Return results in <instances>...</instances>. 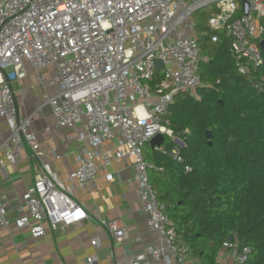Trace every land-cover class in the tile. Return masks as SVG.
<instances>
[{"label": "built area", "instance_id": "1", "mask_svg": "<svg viewBox=\"0 0 264 264\" xmlns=\"http://www.w3.org/2000/svg\"><path fill=\"white\" fill-rule=\"evenodd\" d=\"M204 8L216 9L206 25L229 39L238 73L262 90L264 81L255 83L254 77L263 60L259 44L264 42V0H0V120L7 126L6 136H0V151L12 145L4 150L8 163H14L24 145L33 157L41 155L29 119L18 117L12 84L25 78L26 67L37 74L52 67L56 90L44 103L53 125L72 129L86 123L84 132L73 135L84 148L69 180L80 187L92 184L98 171L95 159L103 168L130 161L153 244L128 264L147 259L188 264L189 250L179 242L166 206L148 181V171L161 169L144 160L143 148L160 134L175 144L168 155L182 162L179 150L184 143L169 128L168 108L175 95H191L203 86L197 74L201 56L194 15ZM157 60L162 67L153 83ZM39 81L43 83L42 76ZM108 141H114V149H104ZM155 149L164 153L162 146ZM69 192L50 166L41 164L21 197L23 206L17 211L25 213L15 226L27 228L32 238L45 234L44 222L51 231L81 227L87 214ZM8 212L0 197V231L9 225ZM101 225L114 243L125 237L124 227L115 221ZM97 244L91 241L92 246ZM222 253L231 264H246L250 249L226 241ZM81 264L96 260L86 257Z\"/></svg>", "mask_w": 264, "mask_h": 264}, {"label": "trees", "instance_id": "2", "mask_svg": "<svg viewBox=\"0 0 264 264\" xmlns=\"http://www.w3.org/2000/svg\"><path fill=\"white\" fill-rule=\"evenodd\" d=\"M215 12L204 8L194 15L203 86L175 95L168 108L169 128L184 143L182 162L168 155L175 144L165 137L164 153L145 145L143 157L161 169L148 171V181L189 256L216 264L232 236L250 249L246 264H264V82L257 90L238 73L229 39L206 25V15ZM262 59L255 83L264 81V51Z\"/></svg>", "mask_w": 264, "mask_h": 264}, {"label": "crops", "instance_id": "3", "mask_svg": "<svg viewBox=\"0 0 264 264\" xmlns=\"http://www.w3.org/2000/svg\"><path fill=\"white\" fill-rule=\"evenodd\" d=\"M25 78L12 84L14 102L19 119H29V130L34 134L41 155L33 157L27 145L8 163L4 150L0 151V197L9 208V225L0 231V264H81L86 257H94L96 264H128V260L153 244V236L146 225V214L142 210L133 183L130 161L113 162L98 167L92 184L80 187L69 175L77 168L78 158L84 146L73 135L84 132L85 120L72 129L56 128L53 125L50 108L44 103L45 97L56 90L55 73L52 67L37 74L26 67ZM43 77V83L39 81ZM7 126L0 120V136L5 137ZM114 141H108L104 149H114ZM41 164H48L60 181L69 189L70 196L87 214L81 227H58L55 231L43 223L46 232L32 238L27 228L18 229L14 221L23 212L22 195L32 186ZM110 175L111 179L107 176ZM115 221L124 227L125 237L114 243L102 222ZM96 240L97 246L91 241ZM143 264H163L147 259ZM188 264H199V260L189 256ZM216 264H231L226 253L220 254Z\"/></svg>", "mask_w": 264, "mask_h": 264}, {"label": "water", "instance_id": "4", "mask_svg": "<svg viewBox=\"0 0 264 264\" xmlns=\"http://www.w3.org/2000/svg\"><path fill=\"white\" fill-rule=\"evenodd\" d=\"M260 48L262 51H264V42H260L259 44ZM162 67V63L157 60L156 61V70H155V74L157 75L159 73V70L161 69ZM206 138L208 140L211 139V133L209 131L206 132ZM162 142H163V136L162 135H156L149 143L148 145L152 148H156V147H160L162 145ZM228 241L232 242L233 241V237L232 236H229Z\"/></svg>", "mask_w": 264, "mask_h": 264}, {"label": "rangeland", "instance_id": "5", "mask_svg": "<svg viewBox=\"0 0 264 264\" xmlns=\"http://www.w3.org/2000/svg\"><path fill=\"white\" fill-rule=\"evenodd\" d=\"M210 15H211V14H207V15H206V17H205L206 20L210 17Z\"/></svg>", "mask_w": 264, "mask_h": 264}]
</instances>
